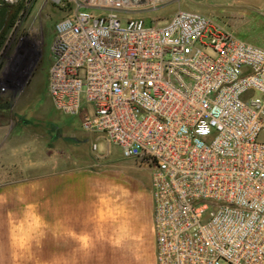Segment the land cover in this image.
<instances>
[{
  "label": "built area",
  "instance_id": "2783aa9c",
  "mask_svg": "<svg viewBox=\"0 0 264 264\" xmlns=\"http://www.w3.org/2000/svg\"><path fill=\"white\" fill-rule=\"evenodd\" d=\"M174 1L54 0L50 98L153 171L157 264H264V48L199 11L139 13Z\"/></svg>",
  "mask_w": 264,
  "mask_h": 264
},
{
  "label": "crops",
  "instance_id": "0c3cea01",
  "mask_svg": "<svg viewBox=\"0 0 264 264\" xmlns=\"http://www.w3.org/2000/svg\"><path fill=\"white\" fill-rule=\"evenodd\" d=\"M5 104L0 264H157L151 188L115 195L99 176L53 171L44 139L29 132V120L11 119V103Z\"/></svg>",
  "mask_w": 264,
  "mask_h": 264
},
{
  "label": "rangeland",
  "instance_id": "374dc122",
  "mask_svg": "<svg viewBox=\"0 0 264 264\" xmlns=\"http://www.w3.org/2000/svg\"><path fill=\"white\" fill-rule=\"evenodd\" d=\"M21 9L11 8L7 21L0 18V87L6 80L13 84L7 93H0L1 105L3 101L12 106L6 114L17 122L30 121L29 132L44 139V157L47 160L50 154L53 171L77 169L99 176L115 195L118 190L150 189V168L124 158L119 147L82 130L80 117L66 116L52 103L48 92L51 46L55 25L66 10L54 0H37L26 18L18 15ZM180 9L207 14L240 40L264 48V0H179L155 12L139 13L146 21L165 20Z\"/></svg>",
  "mask_w": 264,
  "mask_h": 264
},
{
  "label": "trees",
  "instance_id": "16d2710c",
  "mask_svg": "<svg viewBox=\"0 0 264 264\" xmlns=\"http://www.w3.org/2000/svg\"><path fill=\"white\" fill-rule=\"evenodd\" d=\"M11 8H13V7H11V6H8V5H6V6H4V7H2V8H0V15H1V17L0 18H2L3 19V21H7V17L10 15V13H11ZM21 8V7H20ZM18 13H19V11H18ZM10 23H12V25H13V23H14V20H12V22H10ZM3 40V39H2ZM2 42H0V44H1Z\"/></svg>",
  "mask_w": 264,
  "mask_h": 264
},
{
  "label": "clouds",
  "instance_id": "9594fccd",
  "mask_svg": "<svg viewBox=\"0 0 264 264\" xmlns=\"http://www.w3.org/2000/svg\"><path fill=\"white\" fill-rule=\"evenodd\" d=\"M129 231H130V230L126 227V228H125V232H126V234H128Z\"/></svg>",
  "mask_w": 264,
  "mask_h": 264
}]
</instances>
